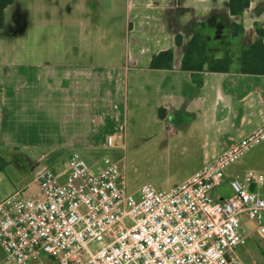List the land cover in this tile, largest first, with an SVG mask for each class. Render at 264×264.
Listing matches in <instances>:
<instances>
[{
	"label": "crops",
	"instance_id": "obj_1",
	"mask_svg": "<svg viewBox=\"0 0 264 264\" xmlns=\"http://www.w3.org/2000/svg\"><path fill=\"white\" fill-rule=\"evenodd\" d=\"M257 27L264 0L242 15L229 0H14L0 28V199L38 194V177L73 150L94 163L132 136L170 152L187 170L179 182L191 176L264 123V74L239 62ZM197 30L228 71L182 69ZM167 50L170 67H152ZM248 170H264V145L226 177ZM0 264H12L1 248Z\"/></svg>",
	"mask_w": 264,
	"mask_h": 264
},
{
	"label": "built area",
	"instance_id": "obj_2",
	"mask_svg": "<svg viewBox=\"0 0 264 264\" xmlns=\"http://www.w3.org/2000/svg\"><path fill=\"white\" fill-rule=\"evenodd\" d=\"M264 141V123L169 189L127 187L120 160L88 162L73 150L39 192L0 199V248L12 264H246L242 216L264 232V170L229 180L228 168ZM112 146L114 140L107 138Z\"/></svg>",
	"mask_w": 264,
	"mask_h": 264
},
{
	"label": "rangeland",
	"instance_id": "obj_3",
	"mask_svg": "<svg viewBox=\"0 0 264 264\" xmlns=\"http://www.w3.org/2000/svg\"><path fill=\"white\" fill-rule=\"evenodd\" d=\"M15 52H22V45L16 46ZM155 145V140H138L132 136L126 148L114 154L113 157L120 160L124 166L129 190L136 191L144 183H151L160 189H169L187 175V170L176 163L175 157L170 152L162 151L158 145ZM263 145L264 141L228 169L239 165L250 154L261 151ZM213 194L223 198L233 195L227 177L213 190ZM241 233L245 240L240 248L243 261L246 264H264V232L261 231L258 223L242 216Z\"/></svg>",
	"mask_w": 264,
	"mask_h": 264
},
{
	"label": "trees",
	"instance_id": "obj_4",
	"mask_svg": "<svg viewBox=\"0 0 264 264\" xmlns=\"http://www.w3.org/2000/svg\"><path fill=\"white\" fill-rule=\"evenodd\" d=\"M14 0H0V28L4 25L5 9L13 3ZM251 0H229V10L232 15H242L249 7ZM232 29L234 35L243 33L241 23H233ZM259 38L250 46L243 48L240 56V71L243 73L264 74V28L257 27ZM173 58L172 50L159 53L151 62L152 67H170ZM209 63L211 71H228L231 63L230 57L224 59H210L207 52V41L201 30L194 32L187 51L182 61V69L199 72L203 71L205 63ZM201 83V81H199Z\"/></svg>",
	"mask_w": 264,
	"mask_h": 264
}]
</instances>
